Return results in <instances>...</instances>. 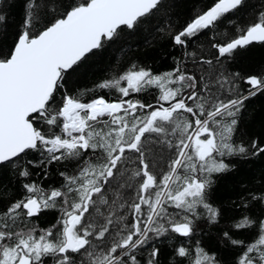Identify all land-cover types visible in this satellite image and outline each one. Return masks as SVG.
<instances>
[{
    "label": "snow or ice",
    "instance_id": "1",
    "mask_svg": "<svg viewBox=\"0 0 264 264\" xmlns=\"http://www.w3.org/2000/svg\"><path fill=\"white\" fill-rule=\"evenodd\" d=\"M244 2L213 0L172 36L174 44L186 48ZM161 5L162 0H24L13 43H0V169L29 178L30 168L76 161L78 170L60 172L63 183L48 190L34 180L22 183L18 198L7 197L0 185V201L8 198L0 208V264H142L138 254L153 239L192 237L201 215L217 222L220 212L208 193L212 174L230 169L224 157L264 153V142L232 141L244 101L264 93V72L242 77L217 70L206 77L177 63L170 72L154 74L133 64L97 85L120 94L113 102L103 96L82 102L79 94H69L65 85L89 53ZM217 35L221 41L211 46L219 63L237 49L264 43V12L235 34ZM241 82L249 86L246 95ZM150 89L158 90L155 104L131 98ZM157 147L164 164L153 158ZM29 152L39 159L25 161ZM250 199L264 206V193ZM56 208L60 218L50 228L31 226L33 218ZM233 227L257 229L247 243L223 233L242 249L235 264H264V218L245 215ZM159 254L152 245L146 264H159ZM175 255L192 259L183 245ZM194 264L220 261L197 245Z\"/></svg>",
    "mask_w": 264,
    "mask_h": 264
},
{
    "label": "trees",
    "instance_id": "2",
    "mask_svg": "<svg viewBox=\"0 0 264 264\" xmlns=\"http://www.w3.org/2000/svg\"><path fill=\"white\" fill-rule=\"evenodd\" d=\"M211 3L213 0H162L159 10H154L153 14L144 18L137 27L124 28L113 40L103 43L100 49L93 50L85 57L65 85L70 89L69 94H79L82 102H89L101 96L113 102L120 94L115 89H100L97 85L105 80L119 78L133 64L137 67H146L154 74L170 72L177 63L196 75L204 73L206 77L217 70L226 74L238 72L242 77L264 72V43H253L237 49L228 59L220 57L219 63L217 50L211 46L212 42L221 41L218 33L235 34L238 27L250 24L260 12H264V0H245L239 9L219 21L214 31H205L199 37L193 38L186 48L174 44L172 36L190 22L196 13L206 9ZM0 15L5 17L0 21V43L8 46L13 43L22 24L24 0H5V3L0 5ZM191 53H195V56L190 55ZM200 59L211 60L212 64L194 63ZM248 87L247 84L240 83L245 95ZM157 95L158 90L150 89L142 93H132L131 98L155 104ZM237 119L236 131L232 136L235 144L247 146L253 139L264 142V93H258L245 100ZM126 155L133 156L132 153ZM153 158L164 164L158 147ZM29 159L35 161L39 156L29 152L25 161ZM223 159L225 163L230 164V169L212 174L213 184L208 193V202L220 212L217 222L211 223L206 216L201 215L196 219L195 233L192 237L171 234V238L153 239L148 250L138 254L142 264H146L148 251L152 245L160 249L159 264L178 262L194 264L197 245L209 253H215L220 264H235L242 249L230 245L223 233L228 231L233 238L243 239L246 243L256 237L255 227L236 229L233 225L245 215L254 219L264 218V206L261 207L259 203L250 199L251 194L259 196L264 193V153L255 156L251 154L226 156ZM30 170L33 175L23 178L10 168L0 169V185L7 188V197L18 198L23 194L22 183L29 180L36 181L46 190L59 187L63 183L60 172L71 173L78 169L76 161H64L53 163L47 168ZM7 203L8 198L0 201V208L5 207ZM245 203L248 205L247 208L244 207ZM58 209L46 210L39 218H33L31 226H35L38 231L50 228L60 218ZM203 211L202 208L198 209V212ZM181 245L189 249L191 260L189 257L175 255V249Z\"/></svg>",
    "mask_w": 264,
    "mask_h": 264
},
{
    "label": "bare ground",
    "instance_id": "3",
    "mask_svg": "<svg viewBox=\"0 0 264 264\" xmlns=\"http://www.w3.org/2000/svg\"><path fill=\"white\" fill-rule=\"evenodd\" d=\"M191 67V66H190ZM195 68V67H194ZM197 70V69H196ZM247 101V100H246ZM247 167V166H246ZM48 190V189H47ZM262 207V206H261ZM59 210V209H58ZM59 214V213H58ZM262 217V216H261ZM35 227V226H34ZM40 229V228H39ZM257 234V233H256ZM188 262V261H187Z\"/></svg>",
    "mask_w": 264,
    "mask_h": 264
},
{
    "label": "water",
    "instance_id": "4",
    "mask_svg": "<svg viewBox=\"0 0 264 264\" xmlns=\"http://www.w3.org/2000/svg\"><path fill=\"white\" fill-rule=\"evenodd\" d=\"M254 43H260V42H254Z\"/></svg>",
    "mask_w": 264,
    "mask_h": 264
},
{
    "label": "rangeland",
    "instance_id": "5",
    "mask_svg": "<svg viewBox=\"0 0 264 264\" xmlns=\"http://www.w3.org/2000/svg\"><path fill=\"white\" fill-rule=\"evenodd\" d=\"M202 138V137H201Z\"/></svg>",
    "mask_w": 264,
    "mask_h": 264
}]
</instances>
